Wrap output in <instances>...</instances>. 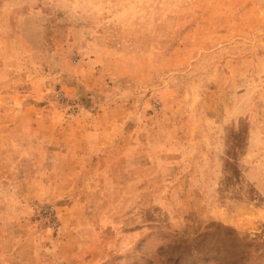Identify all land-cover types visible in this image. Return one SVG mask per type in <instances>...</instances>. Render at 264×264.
I'll list each match as a JSON object with an SVG mask.
<instances>
[{"label":"rangeland","instance_id":"1","mask_svg":"<svg viewBox=\"0 0 264 264\" xmlns=\"http://www.w3.org/2000/svg\"><path fill=\"white\" fill-rule=\"evenodd\" d=\"M59 91L149 142L48 195L0 146V264H264V0H0V107Z\"/></svg>","mask_w":264,"mask_h":264},{"label":"crops","instance_id":"2","mask_svg":"<svg viewBox=\"0 0 264 264\" xmlns=\"http://www.w3.org/2000/svg\"><path fill=\"white\" fill-rule=\"evenodd\" d=\"M44 92L35 89L32 98L43 100ZM25 94L17 95V99L23 102L28 98ZM72 94L76 96L77 90L72 91ZM5 105L0 107V146L7 150L9 158L18 156L30 161L31 166L33 163L36 176L44 177L41 180L36 177L35 181L41 182L39 186L46 189L47 195L55 193L58 188L47 177L63 175L67 177L65 180H69L78 175L102 177L114 174L119 168V160L120 167H124V163L128 167L135 140L140 141L141 145L149 142V137L144 135L143 122L140 126H134L132 121L126 119V114L122 118L127 110L117 108L121 113L119 119L112 117L107 107L88 109L70 119L63 114L59 117L52 112V108L39 106L38 103H23L19 110ZM136 111L129 108L130 113ZM137 127L141 128L142 133ZM139 133L141 135L138 137ZM26 141L27 146L24 145ZM15 145L19 149H15ZM44 145L52 149V157L44 151ZM119 149L122 150L120 155ZM48 157L50 162L44 166L41 160H47ZM100 182L104 184L103 180Z\"/></svg>","mask_w":264,"mask_h":264},{"label":"built area","instance_id":"3","mask_svg":"<svg viewBox=\"0 0 264 264\" xmlns=\"http://www.w3.org/2000/svg\"><path fill=\"white\" fill-rule=\"evenodd\" d=\"M54 99L59 105L67 109L71 116H77L82 111V106L80 102L72 99L71 97L63 93L62 91L56 92L54 94ZM43 214H44V217L50 222V224L53 227L55 228L58 227L59 220L54 215L53 208L51 207L45 208Z\"/></svg>","mask_w":264,"mask_h":264}]
</instances>
